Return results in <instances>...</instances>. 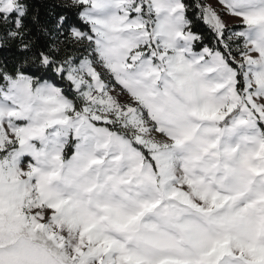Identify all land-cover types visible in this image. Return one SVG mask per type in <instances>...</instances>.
I'll list each match as a JSON object with an SVG mask.
<instances>
[{
    "label": "snow or ice",
    "instance_id": "6c2138e0",
    "mask_svg": "<svg viewBox=\"0 0 264 264\" xmlns=\"http://www.w3.org/2000/svg\"><path fill=\"white\" fill-rule=\"evenodd\" d=\"M5 50L0 264H264V0H0Z\"/></svg>",
    "mask_w": 264,
    "mask_h": 264
},
{
    "label": "trees",
    "instance_id": "16d2710c",
    "mask_svg": "<svg viewBox=\"0 0 264 264\" xmlns=\"http://www.w3.org/2000/svg\"><path fill=\"white\" fill-rule=\"evenodd\" d=\"M39 3V0H38ZM41 11H43V6L41 5ZM0 57L4 58V59H9L11 60L12 58V53L9 51H0Z\"/></svg>",
    "mask_w": 264,
    "mask_h": 264
}]
</instances>
